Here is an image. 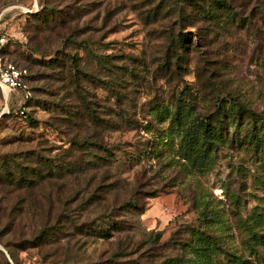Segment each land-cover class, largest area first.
Returning <instances> with one entry per match:
<instances>
[{
  "label": "rangeland",
  "instance_id": "374dc122",
  "mask_svg": "<svg viewBox=\"0 0 264 264\" xmlns=\"http://www.w3.org/2000/svg\"><path fill=\"white\" fill-rule=\"evenodd\" d=\"M176 1L182 2L0 0V34L11 42L5 57L25 66L32 97H6L0 88V153L35 149L61 167L81 158L99 163L77 178H56L55 171L31 192L0 188L8 214L0 222V264L5 258L14 264L3 243L31 240L42 222L53 223L61 213L65 232L104 214L123 226L107 239L66 232L57 256L68 262L105 260L118 245L125 252L119 263L174 257L194 227L216 240L209 264H228L232 255L264 264V120L238 123L227 108L235 97L264 115V32L254 24L262 26L255 18L252 25L226 19L213 25L188 15L190 9L180 17ZM235 2L243 16L255 5L264 9V0ZM158 3L160 10L150 13ZM45 5L59 9L48 24H56L54 30L46 24L37 29L35 14ZM179 32L186 33L184 47L175 39ZM36 48L61 62L40 64ZM74 57L79 71L71 67ZM75 103H88L103 126L93 130L84 122V129L71 121L57 129L61 107ZM18 107L28 109L34 122ZM205 115L221 125L207 141L195 129L196 118ZM65 126L68 132L61 134ZM91 131L89 141L100 150L69 139ZM251 131L260 141L248 138ZM200 211L207 220L198 223ZM151 232L161 233L157 242L143 243ZM54 247L11 251L18 264H40Z\"/></svg>",
  "mask_w": 264,
  "mask_h": 264
},
{
  "label": "trees",
  "instance_id": "16d2710c",
  "mask_svg": "<svg viewBox=\"0 0 264 264\" xmlns=\"http://www.w3.org/2000/svg\"><path fill=\"white\" fill-rule=\"evenodd\" d=\"M174 3L176 4V8L178 7L177 9L179 16L181 15L180 17H184L185 15H183L182 13L190 9L187 13L188 15L194 16L195 18H197L198 21H203L207 23L211 22L213 25L224 23L225 19L228 22H237L238 24H242L243 22L246 23L247 21H249V24L252 25V18H255V20L257 19L258 21H260V25L262 27H259L257 24H254V26L264 32V9L258 7L257 5L252 7L248 15L243 16L241 11L237 9H241L242 4H236L235 0H182V2L180 3H177V1ZM153 6L154 7L150 8L148 11L154 14L158 12V10H160V5L158 3ZM45 7V9L47 10H42L35 14V17L40 20L39 24H41L36 25L37 29L41 30V28H44V25L46 24L54 30L57 25L54 24L52 26L48 24L50 23V21L53 22V20H55L54 15L56 13H59V9L52 10V8L48 7V5H45ZM175 39L177 43L181 45V47H184L185 43L187 42L186 33L179 32ZM9 47H11V42L7 40L4 46L1 48V53L4 55V57L9 50ZM179 50L180 47L179 49L175 48L172 50V53L177 54ZM34 52L43 55V58L37 60V62H39L40 64H44L46 66L54 68V64L61 62V59H57V54H55L56 56H54L53 54H51V52L41 53L38 48H36ZM46 56L50 57L44 59V57ZM76 59V57L72 58L70 64L73 70L79 71L78 65L76 64ZM8 61H11L18 66L21 65L20 63L15 60L13 61L12 59ZM53 62L54 64H52ZM60 64H62L63 66V63ZM41 75L43 79H48L50 76V74L47 72H42ZM80 96L81 95L78 93V97ZM31 98L32 97H30L28 101H30ZM177 100L180 101L181 99L179 98ZM222 101H225V99ZM227 104L228 111H230L231 114L236 117L238 123L240 122L239 120L246 118L245 120L249 121L251 124L256 126V123L258 121L264 120V115L258 116L254 111L249 109L246 103L242 100L236 99L235 97H229V99L227 100ZM81 105L75 103L71 107H68L67 105L62 106L61 116L57 119V123L54 124L57 126V129L60 128L59 124L65 125L66 122L71 123V121L74 122L73 124H77L84 129H86L85 127H87L85 126V124L88 126L91 125L93 130L99 128L100 126H103L102 121H100V117L95 112V109L90 107L88 103H81ZM180 106V103L176 104V112H178ZM23 108L21 109L20 107H18L19 112L23 113L21 114L23 118L28 120L30 123H33L34 121H32L33 119L32 117H30L28 109L26 111H23ZM216 108H220L218 104ZM210 118L211 117H209L208 115L201 117L198 116L196 118L195 129L196 132L200 134V139H202L203 141H207L213 138L221 130V125L216 128L215 126H213ZM84 119H86L88 122L84 121ZM59 131L61 134H66L68 132V129H66L65 126V129H61ZM95 133L96 132L91 131L90 134H85L83 137H78V134H74L69 139L73 143L77 144H79L80 141V143L84 144L87 149L95 148L97 150H100L101 148L99 147V145L96 146L94 143L89 141V138ZM248 138L255 142L260 141L254 131H251L249 133ZM25 141H27V139ZM195 148L197 149V147ZM195 148L194 146H190L189 150H191V152H195ZM87 155L90 156V154ZM93 156L96 157L100 155L95 154ZM98 158L99 157H97V159ZM95 161H92L91 159L87 160L85 158H81L80 160H78V163L70 164L68 162L65 163V167H61V165L59 166L57 163H54L52 160H50L49 157L41 155L39 152L35 151V149H25L20 152L0 153V188L5 189L8 192L12 190H15L17 192H21L20 190L31 192L34 183H36L41 178H50L54 176V173H56L55 171H58L57 174H55L56 178L61 177L63 174L67 175V173L77 178V174L86 173L90 169L96 168L99 163L98 161ZM93 173L94 174L91 175L92 177L96 175L95 171ZM90 197L91 193L88 194V198ZM128 203L129 201L127 202V204ZM130 205L135 206L133 205V203H131ZM6 206L7 204L0 203V222H2L6 214ZM142 212L143 211H141L140 213ZM7 215L8 214H6V216ZM61 216L62 213L56 216L53 223H50L47 220L45 222H42L38 227L37 232L35 234H32L34 236L29 241L27 239L21 238L17 241H12L13 245H10V243L7 242L3 243V241H1V243H3L4 248L9 253V256L13 263L18 264L14 253L11 251L12 248H15L16 250H25L34 247L37 248L40 246L43 247L53 245L55 247L54 249H52L51 252L41 255L42 261L40 264H77L74 262H68L67 260L69 259H67L66 257H63V259L61 260L57 256L58 251L62 249L61 247L62 245H64L63 241H65V238L66 236H68L69 232H71L70 235L74 234V232L76 234L85 233L87 235H97L99 237L107 239L111 236V229H114L115 231L123 230L122 225L115 223V221L110 218V215L104 214L98 216L95 219H91L88 222L80 223L79 225H71V228L75 231L70 230L66 231L68 232L66 233L64 229H69V227H65V225L62 224L63 219ZM205 220H207V218L205 217V214H203V211H200V213L198 212L197 222L200 223L201 221ZM174 232L177 231H173V233ZM61 234H63L62 237H60ZM160 234V232H151L149 234L148 239L146 241H143V243L157 242L156 240L159 238ZM189 238V242L181 243L183 248L181 249L180 253L174 257H162L163 259H158V256L155 255L147 261L143 262L136 259H128L122 261V263H119L120 261L116 260V258L122 256L125 252L123 251L124 248H122L121 245H118V249H116L115 251H111L109 253V256L105 260H100L93 263L89 262L79 264H209L211 260L210 257L216 249V246L213 245V243H216L215 238L211 235L203 233L201 229H195L194 227H192L189 231ZM139 246L141 247L142 243H140ZM193 254H195V258L190 261ZM5 263L10 264L6 258ZM230 263L245 264V260H243L241 257L232 255L231 257H228V264Z\"/></svg>",
  "mask_w": 264,
  "mask_h": 264
},
{
  "label": "built area",
  "instance_id": "2783aa9c",
  "mask_svg": "<svg viewBox=\"0 0 264 264\" xmlns=\"http://www.w3.org/2000/svg\"><path fill=\"white\" fill-rule=\"evenodd\" d=\"M6 42L4 34H0V88L8 97L12 92L21 93L23 99L31 96V90L26 85L27 69L8 61L1 53Z\"/></svg>",
  "mask_w": 264,
  "mask_h": 264
}]
</instances>
